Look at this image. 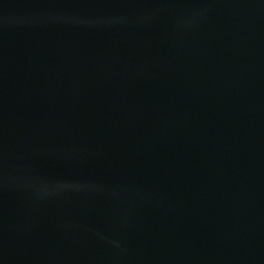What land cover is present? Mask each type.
Listing matches in <instances>:
<instances>
[{
  "label": "water",
  "instance_id": "1",
  "mask_svg": "<svg viewBox=\"0 0 264 264\" xmlns=\"http://www.w3.org/2000/svg\"><path fill=\"white\" fill-rule=\"evenodd\" d=\"M194 264H264V0H132Z\"/></svg>",
  "mask_w": 264,
  "mask_h": 264
}]
</instances>
